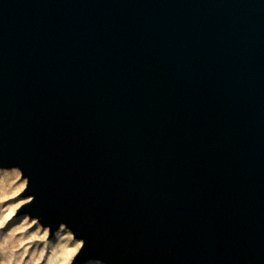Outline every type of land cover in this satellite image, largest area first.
I'll return each mask as SVG.
<instances>
[{
  "label": "water",
  "instance_id": "obj_1",
  "mask_svg": "<svg viewBox=\"0 0 264 264\" xmlns=\"http://www.w3.org/2000/svg\"><path fill=\"white\" fill-rule=\"evenodd\" d=\"M10 167L72 264H264V0H0Z\"/></svg>",
  "mask_w": 264,
  "mask_h": 264
},
{
  "label": "rangeland",
  "instance_id": "obj_2",
  "mask_svg": "<svg viewBox=\"0 0 264 264\" xmlns=\"http://www.w3.org/2000/svg\"><path fill=\"white\" fill-rule=\"evenodd\" d=\"M22 176L18 167L0 168V264H72L83 244L81 238L64 224L49 237L48 225L28 212L17 214L31 200L19 195L27 186ZM83 264L108 263L90 259Z\"/></svg>",
  "mask_w": 264,
  "mask_h": 264
}]
</instances>
